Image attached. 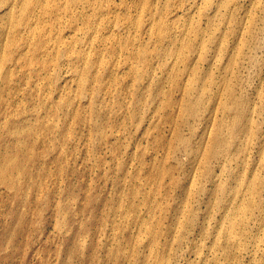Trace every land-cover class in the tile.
I'll use <instances>...</instances> for the list:
<instances>
[{"label": "rangeland", "instance_id": "rangeland-1", "mask_svg": "<svg viewBox=\"0 0 264 264\" xmlns=\"http://www.w3.org/2000/svg\"><path fill=\"white\" fill-rule=\"evenodd\" d=\"M0 264H264V0H0Z\"/></svg>", "mask_w": 264, "mask_h": 264}]
</instances>
